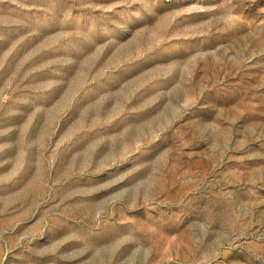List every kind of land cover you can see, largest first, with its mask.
<instances>
[{
	"label": "rangeland",
	"instance_id": "obj_1",
	"mask_svg": "<svg viewBox=\"0 0 264 264\" xmlns=\"http://www.w3.org/2000/svg\"><path fill=\"white\" fill-rule=\"evenodd\" d=\"M0 264H264V0H0Z\"/></svg>",
	"mask_w": 264,
	"mask_h": 264
}]
</instances>
